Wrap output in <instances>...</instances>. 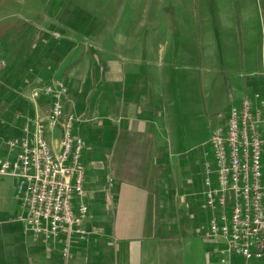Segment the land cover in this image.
Returning a JSON list of instances; mask_svg holds the SVG:
<instances>
[{
  "label": "crops",
  "instance_id": "obj_1",
  "mask_svg": "<svg viewBox=\"0 0 264 264\" xmlns=\"http://www.w3.org/2000/svg\"><path fill=\"white\" fill-rule=\"evenodd\" d=\"M5 1L0 63L10 67H0V159L17 157L10 142L26 126L33 132L37 119L59 152L50 99L30 97L63 80L65 114L84 142L89 216L86 240L73 244L65 263L16 221L19 179L0 174V264H220L225 245L205 240V157L182 144V103L174 95L181 90L172 83L194 65L189 51L176 54L174 46L204 43L199 60H221L222 85L236 80L229 112L264 90V0H88L71 15L62 1ZM107 8L114 11L99 29L87 16L78 19Z\"/></svg>",
  "mask_w": 264,
  "mask_h": 264
},
{
  "label": "built area",
  "instance_id": "obj_2",
  "mask_svg": "<svg viewBox=\"0 0 264 264\" xmlns=\"http://www.w3.org/2000/svg\"><path fill=\"white\" fill-rule=\"evenodd\" d=\"M67 95L65 82L54 79L30 97L50 99L48 121L61 129L58 153L45 138L44 120L37 119L33 132L26 126L23 136L10 142L19 150L17 157L0 159V174L19 179L22 202L16 221L58 249L65 263L73 244L86 240L89 216L81 165L84 142L73 132L75 118L65 114ZM209 144L213 165L205 153V240L225 245L220 264L264 263V90L232 104L226 124L212 131Z\"/></svg>",
  "mask_w": 264,
  "mask_h": 264
},
{
  "label": "rangeland",
  "instance_id": "obj_3",
  "mask_svg": "<svg viewBox=\"0 0 264 264\" xmlns=\"http://www.w3.org/2000/svg\"><path fill=\"white\" fill-rule=\"evenodd\" d=\"M25 1V0H24ZM45 7L51 6L54 1H62L67 3L68 10L66 15L70 14L83 1L88 0H40ZM118 3V0H113ZM99 5H102V0H95ZM5 0H0V4L4 5ZM50 4V5H48ZM114 9H108L104 12L101 10H87L86 13L78 14V19L87 18L89 26L99 29L100 25L107 21ZM71 15V14H70ZM87 16V17H86ZM91 34H88L90 37ZM197 43V42H195ZM175 52H187L191 57V65L194 69L185 71L183 76H176L172 79L174 87H179V93L175 90V97L179 95L182 103L181 108V134L183 146L187 149H192L195 153H209V161L213 165L212 147L209 144L212 131L224 125L226 115H228L229 94L231 89L236 90V86L232 80L231 85L227 83L223 86L219 77L221 60L218 65H215L212 58L206 62L199 60L201 53L209 49L204 43L196 45H175ZM212 48V47H211ZM200 53V54H198ZM224 59V58H223ZM2 63V62H1ZM0 63L1 69L10 67V62L5 60V63ZM225 65L228 62L224 59ZM4 64V65H3ZM6 66V67H5ZM228 80V78H225ZM264 79V78H263ZM239 84V83H238ZM240 85V84H239ZM232 87V88H231ZM230 88V90H229ZM177 99L174 98L173 101ZM172 110V108H171ZM177 111V109H176ZM209 214L207 213V220Z\"/></svg>",
  "mask_w": 264,
  "mask_h": 264
}]
</instances>
